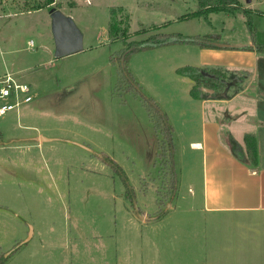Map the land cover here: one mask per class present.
<instances>
[{
  "label": "rangeland",
  "instance_id": "1",
  "mask_svg": "<svg viewBox=\"0 0 264 264\" xmlns=\"http://www.w3.org/2000/svg\"><path fill=\"white\" fill-rule=\"evenodd\" d=\"M239 2L244 9L264 11V0ZM54 10L75 24L82 39L81 52L54 57ZM197 11L196 0H54L49 5L46 0H0V77L10 74L29 84L32 95L18 115L12 111L0 119V205H57L48 190L50 182H33L34 175H60L63 183L70 181L67 185L72 186L79 185L82 176H104L119 192L125 185L119 173L94 155L104 153L125 174L138 205L155 207L158 174L163 173L156 156L158 136L140 98L117 84V63H110L109 56L124 45L113 42L108 32L115 23L116 37L123 38L124 44L143 42L159 33L208 36L223 47L251 40L241 12L186 18ZM253 22L259 42L264 41V16L254 15ZM183 46L138 52L126 64L141 93L151 97L162 112L166 102L172 103L168 91L190 98L191 81L177 74V69L189 66L176 67L175 51ZM38 133L54 140L38 149L33 140ZM182 138L181 133L178 140L172 134L178 166L176 192L180 184L177 161L187 156L179 147ZM39 188L47 192V200L35 195ZM82 191L86 190L78 194ZM126 202L134 209L135 198ZM2 225L10 224L0 221Z\"/></svg>",
  "mask_w": 264,
  "mask_h": 264
},
{
  "label": "crops",
  "instance_id": "2",
  "mask_svg": "<svg viewBox=\"0 0 264 264\" xmlns=\"http://www.w3.org/2000/svg\"><path fill=\"white\" fill-rule=\"evenodd\" d=\"M213 45L219 49L175 51L176 67L236 76L211 98L188 100L168 91L172 103L163 112L177 140L182 134L179 147L187 156L177 161L182 189L166 212L158 214L159 174L155 207L142 209L134 195L138 212L126 202L125 185L118 192L109 177L86 175L72 186L60 175H34L33 182H50L57 205H0V221L10 224L0 228V253L17 247L5 264H264V56L255 46L240 49L251 40ZM246 135L255 137L257 164L229 149L228 137L244 147ZM33 140L40 149L54 138L38 133ZM42 189L35 195L47 200Z\"/></svg>",
  "mask_w": 264,
  "mask_h": 264
},
{
  "label": "trees",
  "instance_id": "3",
  "mask_svg": "<svg viewBox=\"0 0 264 264\" xmlns=\"http://www.w3.org/2000/svg\"><path fill=\"white\" fill-rule=\"evenodd\" d=\"M47 5L52 4L54 0H46ZM198 11L187 15L189 17H207L211 14L216 13H226L235 14L241 12L245 19L246 25L251 37V46L241 47V50H252L255 46L256 53L264 56V41L259 42L257 29L254 26L253 16L260 15L264 16V11H251L249 9L242 8L239 0H196ZM189 16V17H188ZM117 26L115 23L112 24L108 32L111 40L120 41L124 47L109 56V61L112 64L117 63V84L124 85L125 91L127 93L133 94L134 97H138L141 100V104L145 111L147 112L149 121L153 124V130L158 136L157 145V157L160 158V165L163 168V173L159 171V175L162 180L161 190L158 191L157 204L161 207L159 215L164 212L163 207L166 203L171 202L176 194V184L178 179L177 170L174 164V144L172 142L173 130L168 124L167 116L159 108L158 104L151 98L144 96L140 87L132 77V75L127 71L126 64L128 63L130 57L138 52L148 51L159 47L171 46V45H194L201 49L206 48H217L213 45L210 38L205 36L196 37H184L180 34H155L149 36L143 42H131L124 44V39L116 37ZM219 49V48H217ZM221 49V48H220ZM177 74L182 77H186L193 82V86L190 89V96L193 99L201 100L206 98H211L218 94L219 89L226 87V82H231L235 79V74L228 75L222 73L219 70L199 68V67H182L177 69ZM236 82V81H234ZM203 89L212 91L208 93L203 91ZM228 145L231 153L234 157L241 161H250L252 164H257L258 161V150L255 137L253 135H246L244 137V147H242L238 142H236L231 137H228ZM104 163L109 165L112 169L119 173L120 178L126 187V196L132 201L134 198V191L132 187L129 186L128 180L121 170V168L111 160L106 154L98 153L94 154ZM17 250L15 247L12 252L13 254ZM8 255V256H10ZM4 253H0V264H5L7 257Z\"/></svg>",
  "mask_w": 264,
  "mask_h": 264
},
{
  "label": "water",
  "instance_id": "4",
  "mask_svg": "<svg viewBox=\"0 0 264 264\" xmlns=\"http://www.w3.org/2000/svg\"><path fill=\"white\" fill-rule=\"evenodd\" d=\"M52 33L55 44L54 57L61 59L82 51V39L79 31L73 21L60 11H52ZM203 91L212 93V91L203 89ZM134 209L138 212L135 205Z\"/></svg>",
  "mask_w": 264,
  "mask_h": 264
},
{
  "label": "built area",
  "instance_id": "5",
  "mask_svg": "<svg viewBox=\"0 0 264 264\" xmlns=\"http://www.w3.org/2000/svg\"><path fill=\"white\" fill-rule=\"evenodd\" d=\"M29 47H33L32 41ZM32 101L31 86L10 74L0 77V119Z\"/></svg>",
  "mask_w": 264,
  "mask_h": 264
}]
</instances>
